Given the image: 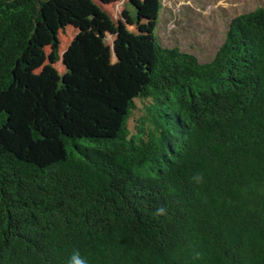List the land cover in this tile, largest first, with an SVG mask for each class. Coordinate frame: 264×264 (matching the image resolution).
<instances>
[{
    "label": "trees",
    "instance_id": "trees-1",
    "mask_svg": "<svg viewBox=\"0 0 264 264\" xmlns=\"http://www.w3.org/2000/svg\"><path fill=\"white\" fill-rule=\"evenodd\" d=\"M116 1L0 0V264H264V7L200 63Z\"/></svg>",
    "mask_w": 264,
    "mask_h": 264
},
{
    "label": "rangeland",
    "instance_id": "rangeland-1",
    "mask_svg": "<svg viewBox=\"0 0 264 264\" xmlns=\"http://www.w3.org/2000/svg\"><path fill=\"white\" fill-rule=\"evenodd\" d=\"M98 4L117 27L156 37L163 47H177L206 63L223 43L231 20L264 7V0H117L111 5ZM124 11L136 17L133 25L122 18ZM75 33L67 28L60 35V57ZM106 41L111 45L113 37L107 35ZM62 67L60 60L55 68L62 72Z\"/></svg>",
    "mask_w": 264,
    "mask_h": 264
},
{
    "label": "clouds",
    "instance_id": "clouds-1",
    "mask_svg": "<svg viewBox=\"0 0 264 264\" xmlns=\"http://www.w3.org/2000/svg\"><path fill=\"white\" fill-rule=\"evenodd\" d=\"M74 264H85V261L80 259L78 256L74 257Z\"/></svg>",
    "mask_w": 264,
    "mask_h": 264
}]
</instances>
